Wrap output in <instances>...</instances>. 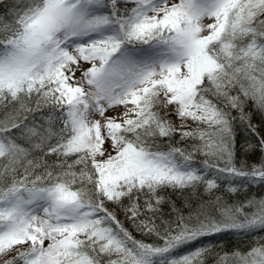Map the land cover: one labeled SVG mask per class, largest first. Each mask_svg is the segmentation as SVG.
Masks as SVG:
<instances>
[{"label":"snow or ice","instance_id":"obj_1","mask_svg":"<svg viewBox=\"0 0 264 264\" xmlns=\"http://www.w3.org/2000/svg\"><path fill=\"white\" fill-rule=\"evenodd\" d=\"M254 189L264 0H10L0 13V264H264ZM226 238L249 247L223 252Z\"/></svg>","mask_w":264,"mask_h":264},{"label":"trees","instance_id":"obj_2","mask_svg":"<svg viewBox=\"0 0 264 264\" xmlns=\"http://www.w3.org/2000/svg\"><path fill=\"white\" fill-rule=\"evenodd\" d=\"M10 2V0H0V13H3L5 11V6ZM256 119L258 120L259 117H256ZM242 139V137H241ZM259 159V153H256L255 155L250 157V162L252 161H257ZM264 195V192H259L257 193L256 190L254 189L252 193H249V195ZM168 195H170L171 200L174 201L176 203V206L178 208H183L184 207V199L183 197H181L179 195V193H168ZM241 199H243V197H241ZM164 212L167 214L170 211V208L168 206L164 207ZM119 218L121 219V221H125L124 215L123 213H119ZM167 218V216L165 217ZM125 227L128 228V230L132 233V235L134 236L135 239H144L146 240V242H151L150 239L142 236L139 232H137L135 230V228L132 226L131 223L125 221ZM249 247L248 243L246 241H237L236 239H225L222 242V248H223V252H232L235 249L239 248L242 251H246L247 248ZM217 251H220V249L218 248ZM223 252H221V254H223ZM208 264H215V255L210 256L208 258Z\"/></svg>","mask_w":264,"mask_h":264}]
</instances>
